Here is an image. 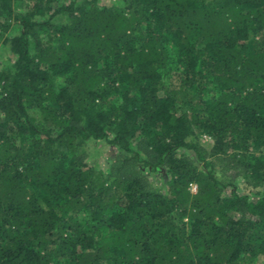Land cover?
Here are the masks:
<instances>
[{
	"label": "trees",
	"instance_id": "1",
	"mask_svg": "<svg viewBox=\"0 0 264 264\" xmlns=\"http://www.w3.org/2000/svg\"><path fill=\"white\" fill-rule=\"evenodd\" d=\"M120 1L0 0V264H264V0Z\"/></svg>",
	"mask_w": 264,
	"mask_h": 264
},
{
	"label": "rangeland",
	"instance_id": "2",
	"mask_svg": "<svg viewBox=\"0 0 264 264\" xmlns=\"http://www.w3.org/2000/svg\"><path fill=\"white\" fill-rule=\"evenodd\" d=\"M113 3H120V0H100V4H106V5H111ZM16 30L14 27L11 28V33L9 34H15ZM11 52L7 49L4 48L3 46L0 45V70H2L7 64L13 63V57H11V62L10 60ZM200 141L204 146L212 147L214 144V139L212 136L204 133L201 134L200 136ZM80 157L85 165V167L94 169L97 172H100L103 170L106 175H110L111 173L117 174L116 168H118L117 161V151L114 147L108 146L105 143H87L84 145L82 149L79 150ZM190 156L194 159H196V156L193 154H190ZM216 168L220 169L222 171L225 170L226 173V178H227V183L229 184L228 187L226 188L227 193H231L233 190H236L239 194H244L248 193L249 191L245 180L243 176L238 172L236 168L232 167V163L229 161H226L225 159H218L216 160ZM122 173L125 174H132L128 171H123ZM144 173V171H143ZM147 175H150V178L154 183H157V181H162L164 180L165 175L163 172H147ZM194 191V188H192ZM256 191V190H255ZM251 200H257L258 196L257 194H252L251 193ZM187 220V219H186ZM261 264V263H260Z\"/></svg>",
	"mask_w": 264,
	"mask_h": 264
},
{
	"label": "built area",
	"instance_id": "3",
	"mask_svg": "<svg viewBox=\"0 0 264 264\" xmlns=\"http://www.w3.org/2000/svg\"><path fill=\"white\" fill-rule=\"evenodd\" d=\"M192 188H194V191H196L197 190V186L196 185H192Z\"/></svg>",
	"mask_w": 264,
	"mask_h": 264
}]
</instances>
